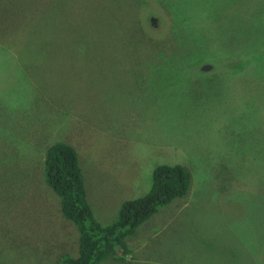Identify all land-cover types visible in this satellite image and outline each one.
Instances as JSON below:
<instances>
[{
	"label": "rangeland",
	"instance_id": "374dc122",
	"mask_svg": "<svg viewBox=\"0 0 264 264\" xmlns=\"http://www.w3.org/2000/svg\"><path fill=\"white\" fill-rule=\"evenodd\" d=\"M17 3L15 29V11L1 14ZM0 12V264L78 256L45 182L56 142L77 150L103 225L157 166L191 174L188 195L101 264H264V0H0Z\"/></svg>",
	"mask_w": 264,
	"mask_h": 264
},
{
	"label": "trees",
	"instance_id": "16d2710c",
	"mask_svg": "<svg viewBox=\"0 0 264 264\" xmlns=\"http://www.w3.org/2000/svg\"><path fill=\"white\" fill-rule=\"evenodd\" d=\"M11 6L12 9L7 7L2 10L1 15L15 11L10 16L16 29L19 26L14 22L21 21V16L25 14L22 24H27V5L17 3ZM33 8L32 5L30 10ZM30 24L31 33H37V19L30 21ZM8 33L6 31L0 36ZM44 176L46 184L60 199L63 216L79 231L78 256L64 255L61 264H101L109 258L120 259V250L122 257L128 255V238L135 235L139 227L156 214L159 208L186 197L191 187V174L183 166L159 165L153 171L150 191L142 197L125 201L117 219L110 225H103L95 217L89 202L79 155L73 146L56 142L46 149Z\"/></svg>",
	"mask_w": 264,
	"mask_h": 264
},
{
	"label": "water",
	"instance_id": "95a60500",
	"mask_svg": "<svg viewBox=\"0 0 264 264\" xmlns=\"http://www.w3.org/2000/svg\"><path fill=\"white\" fill-rule=\"evenodd\" d=\"M156 21H157L156 18H153V19H152V22H153V23H155Z\"/></svg>",
	"mask_w": 264,
	"mask_h": 264
}]
</instances>
